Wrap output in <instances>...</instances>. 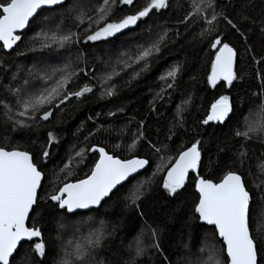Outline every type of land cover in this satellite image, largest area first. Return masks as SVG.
<instances>
[{"label":"snow or ice","instance_id":"1","mask_svg":"<svg viewBox=\"0 0 264 264\" xmlns=\"http://www.w3.org/2000/svg\"><path fill=\"white\" fill-rule=\"evenodd\" d=\"M118 5L133 6L134 0H71V3L67 0H0V43L3 49H11L21 40L20 30L36 20L38 10L47 9L51 15H45L38 22L39 31L32 42L41 51L68 50L69 54L62 66L30 70L29 76L35 84L25 79L23 86L9 89L10 100L0 99L4 123L11 125L10 132H35L73 98L79 101L96 92L102 99L116 96L119 91L116 80L122 79L123 75L129 76L126 83L137 79L150 69L152 60L162 53V48L170 40L176 43L181 37L179 29L171 37L168 29L155 35L149 29L144 43L137 44L134 50L121 52L114 62L106 61L104 71L95 75L87 64L80 67L79 49L76 57L72 58L70 50L75 45L108 41L122 35L125 30H131L154 11L170 6L169 0H145L144 5L131 14L113 18ZM56 8L61 11L56 12ZM181 10L177 23L183 26L185 33L191 34L190 42L202 44L212 53L206 77L209 86L216 88L223 82L222 86L231 88L234 82H242L243 76L236 71L238 60L264 66V50L257 51L251 42L255 38L264 49V0H185ZM69 19L71 24L67 23ZM230 36L236 38V43L229 39ZM183 71V64L174 63L161 73L158 77L159 91L150 102L153 110L155 100L162 99L176 88ZM90 72L95 83H85L75 91L70 90V85L81 74L88 77ZM257 76L260 87L252 93L259 100L257 109L254 112L250 110V115L244 117L243 131L236 128L232 133L240 142L239 149L223 164L220 154L225 149L220 145H217L215 159L210 154L208 156L207 167L223 172L218 179L200 173L201 167L205 166L204 154L208 151L206 141L197 138L182 142L173 150L168 143L154 141L146 135L143 119L137 122L135 131L127 127L115 131L119 141H123L124 135L131 131L130 142L112 145L113 149L128 153L124 158L105 147L89 146L88 142L98 133L112 134L114 130L112 125L95 126L83 142L72 147L62 166H58V171L53 170L43 195L41 189L47 177L45 168L52 156L51 148L58 143V136L48 131L39 153L21 150L10 142L0 143V264H45L48 250L42 239V229L36 226L45 211L57 224L59 251L54 264H146L142 258L150 253L161 257L160 264H173L161 248L160 230L144 219L146 213L141 206L161 173L158 188L166 199L171 200L178 199L186 188L190 173L195 174L193 183L198 196L192 215L203 224L214 226V234L221 245L219 249L215 246L201 247L198 255L189 250L176 264H264V235H261L264 227H253L256 225L253 194L239 170L244 167L247 157L245 144L253 137L264 142V75L257 72ZM191 102V96H184L176 105L174 122L166 140L173 139V128L184 126L185 112ZM232 113L234 104L231 97L220 95L200 123L224 124ZM107 115L115 116V113L109 111ZM141 144H145L159 161L147 175L142 170L147 171L150 160L136 154ZM89 153H98V158H94L82 178L69 180L75 169L83 171L80 166L85 164ZM128 182H132L131 187L121 194V202L125 211L131 210L141 218L142 226L126 248L121 246L100 256L105 242L119 229L117 225L109 228L106 221H96L93 217L77 222V233L81 229L87 230L75 242L64 241V223L56 220L57 216L79 215L77 210L84 209L98 211ZM260 198L264 200V191H260ZM30 220L33 223L29 224Z\"/></svg>","mask_w":264,"mask_h":264},{"label":"trees","instance_id":"2","mask_svg":"<svg viewBox=\"0 0 264 264\" xmlns=\"http://www.w3.org/2000/svg\"><path fill=\"white\" fill-rule=\"evenodd\" d=\"M67 3H71V0H68ZM144 3L145 0H134L133 6L121 7L118 5L114 10L113 18L131 14L137 8L142 7ZM184 3L185 0H169L170 6L168 8L159 12L154 11L149 17L139 21L137 26H133L131 30L120 37L109 38L108 41L89 42L87 46L81 42L70 50L74 59L77 55V49H79L81 54L80 67L83 68L87 64L89 69L94 70L95 75H99L102 66H105V62L110 57L106 52L109 46L119 43L123 51L134 50L137 44L144 43L149 29L152 30L153 35L168 29L170 30V37L179 29L181 37L176 43H172L170 40L167 46L162 48V53L152 60L148 71L130 83H126L129 80L128 75H123L122 79L115 81L119 85L116 96L110 99H102L99 92H96L79 101L73 98L70 102L62 105V111L57 112L49 122H46L35 132L26 130L10 132L11 125L4 123L2 109H0V143L10 142L19 146L21 150L39 153L48 131H52L58 136V143L51 148L52 156L47 161L45 168L47 177L41 189V195L47 188L53 170L58 171V166H62V161L66 160L72 147L83 142L84 137L95 126L112 125L114 130L112 134L98 133L88 142L89 146L95 144L105 147L109 152L124 158L128 153L123 150H115L112 145L117 142H130L131 131H135L137 122L142 119L145 121L144 131L146 135L154 141L168 143L173 150L182 142L188 143L197 138L206 141L205 147L208 151L204 154L205 166L200 169L201 175L218 179L223 174L220 169L207 167L208 156L210 154L215 159L217 145H220L225 149V152L220 154L221 164H223L224 160L232 157L233 152L239 149L240 142L233 137L232 133L236 128H240L242 131L244 117L250 115V110L254 112L257 109L259 100L252 93L259 90L260 79L257 72L264 75V66H255L249 61L241 62L238 60L236 71L238 75L243 76L242 82L240 80L234 82V86L231 88L224 87L222 84L217 85L216 88L210 87L206 77L210 68L212 53L204 49L202 44L191 43V34L185 33L183 26L177 23L178 18L182 15L181 5ZM55 11L59 12L61 9L56 8ZM45 15H51V13L48 10L41 11L26 31L20 34L21 40L17 41L11 51L7 52L0 44V99L10 100L9 89L23 86L27 77L31 81L29 74L23 73L22 66L26 69L31 67L35 70L36 64L34 62L36 60L53 61L55 58H64L67 61L66 58H69L68 50L45 49L41 51L37 48L38 45H32L33 37L39 31L38 22ZM67 23L71 24V20L69 19ZM229 39L236 43L235 37L230 36ZM251 42L257 51L264 50L255 38ZM174 63L183 64L184 71L177 81L176 88L169 95L155 100V110H153V104L150 102L153 101V97L159 91L160 81L158 77ZM85 83H95L92 72L89 73L88 77L81 74L79 79L70 85V90L75 91ZM220 95L231 97L234 113L223 125L216 123L201 124L200 121L206 118V113L212 102ZM184 96L192 97V102L185 112L184 126L173 128L172 131L175 135L171 141H168L165 138L170 134L169 129L174 122L176 105L181 102ZM121 108L123 111H117ZM109 111L114 112L115 116H108ZM97 113L100 115L97 116ZM123 127H127L131 131L124 135L123 141H119L115 131ZM6 137L8 138L7 141L5 140ZM245 147L247 149L246 161L244 167L239 170L243 172L247 185L253 194V208L256 209V225L253 226L255 228L258 226V215L264 207V200L260 198V191H264V142L260 138L253 137L250 142L245 144ZM136 154L150 160V166L146 172H143L144 175L150 174L159 162L157 158L145 144L139 146ZM94 158H98V153H89L85 164L80 166L83 171L75 169L68 179L82 178L91 167ZM160 175L157 176L156 185L153 186L151 194L146 197L141 206L146 213L144 219L160 230V244L164 253L169 256L173 264H176V261L185 258V254L189 250L198 255V246H215L219 249L221 245L218 242V237L214 234V228L199 224V220L192 215V207L197 198L193 183L194 175H189L185 190L176 200L166 199L162 190L158 188ZM137 178L140 179L142 176ZM132 182L120 187L112 199L98 211L91 210L75 216L69 214L66 218L57 216L56 220L64 223L62 230L64 241L72 240L75 242L87 230L81 229L77 233L75 231L77 222L87 217H93L96 221H106L109 228L112 225H117L119 229L113 237L105 242L103 250L100 251V256H104L109 250H116L121 246L126 248L142 226L141 218L131 210L125 211L121 202V194L131 187ZM31 223L33 221L30 220L29 224ZM36 226L42 229V239L45 241L48 250L44 262L45 264H54L56 253L59 251V244L56 242V221L52 220L45 211L43 219H39ZM253 234L256 235V232L254 231ZM185 245L188 247L186 248ZM36 259L39 260L40 258L37 257ZM142 259L146 264H160L161 257L150 253Z\"/></svg>","mask_w":264,"mask_h":264},{"label":"rangeland","instance_id":"3","mask_svg":"<svg viewBox=\"0 0 264 264\" xmlns=\"http://www.w3.org/2000/svg\"><path fill=\"white\" fill-rule=\"evenodd\" d=\"M119 6H121V7H128V6H122V5H119ZM125 9V8H124ZM32 45H34L33 44V42H32ZM38 48V47H37ZM107 52V54L108 55H110V57H109V59H108V61L109 60H113V61H115V59L119 56V54L121 53V52H123V50H122V47H121V44H119V43H115V44H113V45H111V46H109L108 47V50L106 51ZM68 58H66V60H67ZM66 61H65V59L64 58H55L53 61H47V60H39V61H35L34 63L36 64V66H35V64H34V66H35V70L36 69H39V68H42V67H44V68H53V67H59V66H62L64 63H65ZM22 70H23V73H28L29 74V72H30V70L31 71H35V70H33V69H31V67L29 68V69H26V68H24L23 66H22V68H21ZM104 69H105V66H102V69L100 70V73L102 72V71H104ZM27 79H29V77H27ZM30 84H35V82H31L30 81ZM244 129H243V127H242V131H243ZM258 226H260V227H264V207H262V209H261V211H260V213H259V215H258ZM263 235H264V233H263ZM199 247V249L201 248V247H206V246H204V245H201V246H198Z\"/></svg>","mask_w":264,"mask_h":264},{"label":"water","instance_id":"4","mask_svg":"<svg viewBox=\"0 0 264 264\" xmlns=\"http://www.w3.org/2000/svg\"><path fill=\"white\" fill-rule=\"evenodd\" d=\"M68 1V0H67ZM45 10H47V9H45ZM38 12L40 13L41 12V10H38ZM32 22V21H31ZM30 22V23H31ZM30 23H29V25H30ZM28 25V26H29ZM28 26H26V28L25 29H23V30H20V32L18 33V34H22L23 32H25L26 31V29L28 28ZM129 30H125L124 31V33L123 34H125L126 32H128ZM121 36V34H118L116 37H112V38H118V37H120ZM1 45H2V43H0ZM14 46V45H13ZM13 49V47L11 48V49H4V50H6L7 52H9V51H11ZM219 84H223V82H220ZM218 84V85H219ZM211 87V86H210ZM232 114H230V116H231ZM227 122V121H226ZM225 122V123H226ZM224 123V124H225ZM209 124H213V122H210ZM223 125V124H222ZM144 172V170H142V173ZM190 175H195V174H191L190 173ZM125 184H127V183H125ZM194 190H195V187H194ZM196 193V192H195ZM197 194V193H196ZM197 196H198V194H197ZM78 211V213H86V212H88V211H91V210H88V209H84V210H77ZM199 224H201V225H204V226H207V227H213L214 228V226H209V225H205V224H203L202 222H200L199 221ZM39 240V238H37V241Z\"/></svg>","mask_w":264,"mask_h":264}]
</instances>
